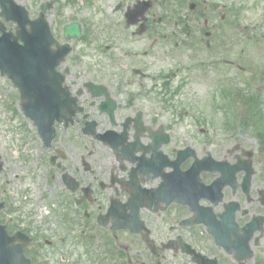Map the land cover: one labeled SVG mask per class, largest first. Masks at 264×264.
<instances>
[{
  "label": "flooded vegetation",
  "instance_id": "obj_1",
  "mask_svg": "<svg viewBox=\"0 0 264 264\" xmlns=\"http://www.w3.org/2000/svg\"><path fill=\"white\" fill-rule=\"evenodd\" d=\"M207 3L25 5L32 20L44 14L58 45L67 43V26L82 28L55 73L83 112L68 127L56 124L49 149L35 126H3L21 148L16 161L6 146L0 154V191H8L20 209L52 212L37 228L34 256L46 246L49 260L61 257L60 264H264V166L255 167L253 149L248 159L244 139L178 126L177 74L165 76L160 67L163 46L178 51V36L195 28ZM255 5L264 77V0ZM90 83L100 88L96 94L88 90ZM11 96L2 89V125L10 121L5 116ZM14 96L19 113V94ZM88 120L95 121L99 135L112 131L127 140L110 146L87 137L82 127ZM188 147L193 152L183 154Z\"/></svg>",
  "mask_w": 264,
  "mask_h": 264
},
{
  "label": "rangeland",
  "instance_id": "obj_2",
  "mask_svg": "<svg viewBox=\"0 0 264 264\" xmlns=\"http://www.w3.org/2000/svg\"><path fill=\"white\" fill-rule=\"evenodd\" d=\"M237 74H238L237 70L235 68L231 67V71L229 72V78H237L238 77ZM219 75L220 74L216 72L215 76H214V80ZM188 76L191 77L193 79V81H192V84L189 86V88L184 90V94L186 96L196 95V94H198L200 96V99H199L200 104L197 105L196 108H195L196 103H193V106H189V108H190L189 110L192 111V117L193 118L197 117L199 119L204 118L205 121L206 120L208 121L207 126H232L231 124H233V122L232 121H226L224 118V115L222 113H218L214 109L211 101L207 102L206 99L204 100L205 97H209V94L214 91V86L212 85V82L214 81L213 78L207 79L208 81L206 82V84L204 86L202 84V82H199V80L196 78V74L189 72ZM194 82H196L195 85H193ZM239 112H240V114L241 113L244 114L243 112H241V110ZM190 122H192L190 118L184 119L181 126H190ZM240 123H241V121L238 120V124H236L234 126H242V124H240ZM246 137L251 138L248 135H246ZM8 144H9V142H8ZM253 147H255L254 142H253ZM16 156H17V152L15 150V147L13 146V149L10 151V159L12 161H16Z\"/></svg>",
  "mask_w": 264,
  "mask_h": 264
}]
</instances>
